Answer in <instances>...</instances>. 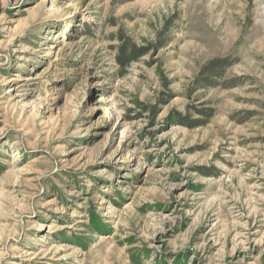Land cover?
Masks as SVG:
<instances>
[{
    "label": "rangeland",
    "instance_id": "rangeland-1",
    "mask_svg": "<svg viewBox=\"0 0 264 264\" xmlns=\"http://www.w3.org/2000/svg\"><path fill=\"white\" fill-rule=\"evenodd\" d=\"M0 264H264V0H0Z\"/></svg>",
    "mask_w": 264,
    "mask_h": 264
},
{
    "label": "trees",
    "instance_id": "trees-1",
    "mask_svg": "<svg viewBox=\"0 0 264 264\" xmlns=\"http://www.w3.org/2000/svg\"><path fill=\"white\" fill-rule=\"evenodd\" d=\"M120 40L121 44L117 48L118 53L116 55V61L120 67L127 68L146 53L145 49L139 48L129 38L121 37ZM225 63V60L219 59L208 63L204 68L203 74L198 78V84L213 83L212 76L218 75V69L222 68Z\"/></svg>",
    "mask_w": 264,
    "mask_h": 264
}]
</instances>
